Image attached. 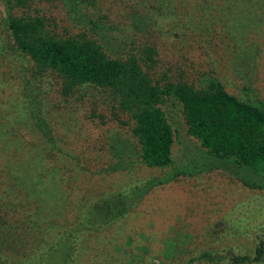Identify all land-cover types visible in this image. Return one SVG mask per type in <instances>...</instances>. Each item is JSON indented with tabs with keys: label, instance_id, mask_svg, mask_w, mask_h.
Returning a JSON list of instances; mask_svg holds the SVG:
<instances>
[{
	"label": "rangeland",
	"instance_id": "1",
	"mask_svg": "<svg viewBox=\"0 0 264 264\" xmlns=\"http://www.w3.org/2000/svg\"><path fill=\"white\" fill-rule=\"evenodd\" d=\"M95 13L109 19L118 48L139 58L152 82L196 87L205 73L239 98L246 87L247 97L264 99V0H97ZM2 36L0 26V144L6 145L0 205L16 195L8 205L18 208L19 221L43 224L37 213L61 221L79 204L161 173L139 164L131 172H103L112 162L105 139L79 137L76 102L81 95L105 98L102 90L83 86L64 97L55 74L38 73ZM28 100L47 120L59 151H48L29 121ZM160 106L173 130L172 158H196L197 140L188 135L177 101L169 97ZM260 242L264 249V190L212 171L152 189L114 228L84 237L79 264H179L202 251L227 264L234 255L252 256Z\"/></svg>",
	"mask_w": 264,
	"mask_h": 264
},
{
	"label": "trees",
	"instance_id": "2",
	"mask_svg": "<svg viewBox=\"0 0 264 264\" xmlns=\"http://www.w3.org/2000/svg\"><path fill=\"white\" fill-rule=\"evenodd\" d=\"M0 4L1 42L32 60L38 73L55 74L64 97L83 86L104 93L106 99L76 98L79 137H104L112 158L101 170L131 172L139 164L161 171L79 204L71 218L49 220L37 213L43 224L25 222L24 217L19 221L14 213L18 208L8 205L16 197L11 195L0 205V264H79L84 237L111 230L152 189L180 177L220 171L246 188L264 190V99H250L246 87V97L239 98L205 73L196 87L152 82L139 58L118 48L109 19L95 13L97 0H0ZM245 52L249 56L247 48L243 56ZM169 97L179 104L188 135L197 140L196 158L183 156L179 161L171 156L173 130L160 106ZM23 108L47 150L59 151L34 101L28 100ZM5 146L0 144V150ZM45 196L38 203L46 201ZM3 207L7 209L2 211ZM220 259L202 251L179 264H204L203 260L219 264ZM250 263L264 264L261 242L252 256L234 255L227 264Z\"/></svg>",
	"mask_w": 264,
	"mask_h": 264
}]
</instances>
